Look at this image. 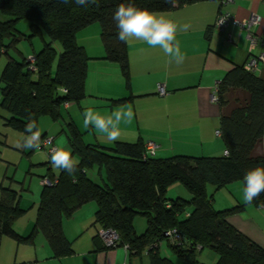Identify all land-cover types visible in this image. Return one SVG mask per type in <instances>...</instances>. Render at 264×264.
<instances>
[{
	"label": "trees",
	"instance_id": "1",
	"mask_svg": "<svg viewBox=\"0 0 264 264\" xmlns=\"http://www.w3.org/2000/svg\"><path fill=\"white\" fill-rule=\"evenodd\" d=\"M200 1L210 0H174V3L170 0H98V4L89 6H78L72 0L67 4L60 0H0V53L7 54L8 48L21 37L39 34L43 39L42 49L32 55L34 71L24 57L17 60L8 56L4 64L0 74V106L8 113L3 118L4 125L25 134L30 118L37 122L39 117L48 116L58 121L62 105L77 103L85 97L91 58L77 43L76 33L93 23L100 26L103 59L117 63L125 84L129 85L127 43L117 38L118 29L113 20L120 3H133L161 13ZM22 19L30 22L28 36L16 30L17 22ZM56 42L60 44V51L53 47ZM215 96L221 112L220 136L227 155L156 158L144 155V141L140 140L118 141L109 147L85 144L81 132L70 122L67 140L72 155L79 159L75 176L57 168L55 174L50 155L40 164L46 167L42 178L57 177V182L51 186L42 184L34 226L26 236L13 227L15 220L26 212L19 204L20 193L11 186L1 185L0 244L3 237H10L18 244L30 245L40 233L53 258L71 255L72 242L63 233V220L94 202L97 206L94 224L118 233L116 247L127 245L128 252L135 255L147 251L151 264H175L161 256L158 249L148 250L155 242H168L164 232L170 229L185 237V247L168 242L182 264H203L196 252L206 247L218 254L215 264H264V247L227 221L229 214L240 211L243 206L216 210L212 194L207 192L208 184L217 190L234 181L244 182L243 177L250 169L264 168V79L246 70L244 65H236L217 83ZM46 136L41 133V138ZM34 150L30 149L28 154ZM95 167L102 184L88 175L87 171ZM175 184L182 186L190 197L168 199L167 192ZM252 204L264 205V193ZM138 215L146 219L141 234L135 232L133 225Z\"/></svg>",
	"mask_w": 264,
	"mask_h": 264
},
{
	"label": "crops",
	"instance_id": "2",
	"mask_svg": "<svg viewBox=\"0 0 264 264\" xmlns=\"http://www.w3.org/2000/svg\"><path fill=\"white\" fill-rule=\"evenodd\" d=\"M221 9L236 20L246 19L253 13L259 15L261 22L253 30L264 37V0H234ZM219 10L220 2L210 0L161 12L177 24L189 25L186 31L178 32L176 37L185 58L177 64L159 47L153 48L143 41L132 40L127 43L130 71L128 86L119 65L103 59L105 53L100 39V26L93 23L79 30L76 41L91 58L87 67L85 97L77 103L64 104L62 108L81 132L83 142L109 147L118 141L134 143L151 140L157 146L156 158L174 155L221 156L226 150L221 136L216 134L220 127L221 112L212 98L217 83L232 67L245 65L250 56L264 51V46L249 50L245 31L234 22L230 23L226 33L217 31L213 25ZM227 33L231 36L230 40L226 37ZM254 74L264 79V62L259 63ZM158 83L165 86V96L157 95ZM128 97L131 98L116 102ZM128 107L132 108L134 116L130 121L121 122L119 139L116 141H109L105 134L83 126L85 108L108 116L114 110ZM4 111L6 114L2 118L8 115ZM43 133L48 136L46 130ZM55 140L53 137V143ZM53 172L57 174L58 170ZM243 185L241 181L230 183V195L227 194L230 202L219 206L223 204H217L213 199V207L224 210L243 206L240 211L229 214L227 221L251 241L264 247V205L246 203ZM172 188L178 196L189 198V193L181 186ZM96 208L93 202L87 203L63 220V233L72 242L71 255L53 258L45 237L40 233L30 245L18 244L10 237H3L0 264H151L145 250L135 255L121 246L113 249L104 246L97 236L99 226L94 224ZM142 217L138 215L133 221L137 234H141L146 227V219ZM35 218L36 212L23 228L14 224V230L22 236L28 235ZM163 242L169 247L168 242ZM164 244H160L158 253L172 260L167 254H161L166 252Z\"/></svg>",
	"mask_w": 264,
	"mask_h": 264
},
{
	"label": "rangeland",
	"instance_id": "3",
	"mask_svg": "<svg viewBox=\"0 0 264 264\" xmlns=\"http://www.w3.org/2000/svg\"><path fill=\"white\" fill-rule=\"evenodd\" d=\"M29 25L30 22L28 20H19L16 24V30L22 35L28 36L31 33ZM43 38L45 41H48V38L45 35H43ZM42 47L43 39L39 34H34L30 38L21 37L17 42L14 43L13 46H10L8 48L7 54L3 52L0 53V74L6 60L8 59V56H11L17 60H21L22 57L28 59L30 56L38 53L42 49ZM53 47L57 51L61 50L60 44L57 42L53 44ZM55 66L56 62H54L53 64V71L55 69ZM4 114H6V112L0 106V185H11L13 189L20 193L21 199L19 204L21 208L26 209V212L18 217L15 220L14 224L20 225L21 228H23L28 222L31 215H34L37 211V206L40 200V192L42 188L41 179L46 172V167L40 164L47 161V150L49 147L47 146L44 149H35L33 152H31V154H28L30 149L18 148L16 146L17 142L24 134L4 125V119L2 118V115ZM60 116L61 118L58 121H53L48 116H41L38 118L36 123L38 124L41 133L45 132L46 130L48 137L50 136L56 139L53 143L56 147H63L64 145L68 148V150H70L71 146L67 140V131L69 130V123L71 122L69 118L70 115H68L67 111L61 107ZM73 157L76 160H79L77 155L73 154ZM53 171H56V168L53 167ZM87 172L92 180L99 184H102V179L100 177V174L98 173L97 167L93 168L92 170H88ZM11 180H13V182H11ZM239 181L244 183L242 180ZM229 184L217 190L213 185H207L208 194H212V197L214 201L217 202V204H223L219 206H224L227 204V202H230L229 197L227 196V194L230 195L228 188ZM177 185L179 184H175L173 186L177 187ZM182 189L184 188L182 187ZM184 191L186 190L184 189ZM166 197L168 199H175L179 196L177 193H174L173 188L171 190L170 187ZM214 201L213 204L215 206ZM217 204L216 206H218ZM190 208L191 207H188L189 210ZM142 219L144 218L142 217ZM162 243L164 244V242ZM163 249H165L166 252H161V254H167L168 256H170L175 264H182L177 259V257L172 254L170 246L168 247L166 243L164 244ZM196 254L198 261L203 264H215L218 260V254L215 252V250L208 247L204 248L202 251H197Z\"/></svg>",
	"mask_w": 264,
	"mask_h": 264
},
{
	"label": "clouds",
	"instance_id": "4",
	"mask_svg": "<svg viewBox=\"0 0 264 264\" xmlns=\"http://www.w3.org/2000/svg\"><path fill=\"white\" fill-rule=\"evenodd\" d=\"M60 2L67 4L69 0H60ZM72 2L78 6L98 4V0H72ZM170 2L174 3V0ZM113 20L118 29L117 38L122 43L132 40L143 41L153 48L159 47L171 61L177 64L183 62L185 57L176 37L178 32L186 31L189 25L177 24L161 13L139 8L133 3H120L113 14ZM67 91L65 88L64 92ZM133 116L131 107L114 110L108 116H103L92 108H85L83 126L105 134L109 141H116L119 139L118 129L121 122L130 121ZM24 133L16 146L21 149H39L41 132L35 120L29 119ZM50 163L54 168L62 169L74 177L79 161L73 157L67 147H56L50 154ZM243 180V199L251 204L261 193H264V168L250 169L245 173Z\"/></svg>",
	"mask_w": 264,
	"mask_h": 264
},
{
	"label": "built area",
	"instance_id": "5",
	"mask_svg": "<svg viewBox=\"0 0 264 264\" xmlns=\"http://www.w3.org/2000/svg\"><path fill=\"white\" fill-rule=\"evenodd\" d=\"M234 0H221L220 1V10L219 13L214 21V28L221 32V33H226L230 23H235L239 26V28L243 31H245L246 38L249 43V50H252L256 48L257 46H264V37H261L257 32H254L253 28L258 26L261 22V17L256 14H251L248 18L243 19V20H236L233 18L228 12L223 11L221 8L228 3H232ZM226 37L230 40L231 36L229 33L226 34ZM28 61L31 63L29 68L34 71V67L32 66V63L34 61V57L30 56L28 58ZM264 62V51L260 52L257 55H252L249 57V59L246 61L244 68L248 71L251 72H256L259 67V63ZM216 92V89H215ZM215 92L212 96L213 100L216 101V96ZM156 93L159 96H165L167 94V91L165 89V86L161 83H158L156 86ZM68 103H65V105ZM217 135H220V131H216ZM40 148L39 149H44L45 147H49L47 150L48 155L51 154L52 150L56 148V146L53 144V137H43L40 140ZM156 144L151 141V140H146L144 141V155L145 156H153L155 155V149H156ZM227 152L225 151L224 154ZM57 182V177H55L53 180H49L48 178H42L41 183L44 185H53ZM169 206V205H168ZM97 234L99 238L102 240L104 245L106 247H113L115 248L117 244L119 243V235L118 233L111 229V228H99L97 231ZM164 235L167 237V241L175 245L177 247H185L186 246V240L185 237L179 233L176 229H170L166 232H164ZM161 243L155 242L152 245L149 246V249H159ZM123 248L128 251V246L124 245ZM201 248L198 246L197 250H200ZM31 264H38L36 262H33Z\"/></svg>",
	"mask_w": 264,
	"mask_h": 264
}]
</instances>
